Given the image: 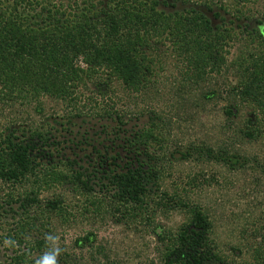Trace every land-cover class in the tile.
<instances>
[{"label": "rangeland", "instance_id": "374dc122", "mask_svg": "<svg viewBox=\"0 0 264 264\" xmlns=\"http://www.w3.org/2000/svg\"><path fill=\"white\" fill-rule=\"evenodd\" d=\"M63 1L38 0L34 7L53 9ZM159 1L160 12L196 10L229 31L223 44L227 65L220 74L187 75L172 46L155 40L148 54L154 75L139 92L105 70H88L82 61L74 65L83 69L84 82L70 99L31 98L0 87V141L12 131L20 136L37 130L60 143L46 149L59 157L58 166L40 158L36 178L15 186L0 181V264L11 254L8 237L23 212L19 207L34 191L42 212L34 208L28 216L37 220L30 236L47 242L56 264L64 254L72 264H165L167 245L192 221V210L208 217L209 244L225 264H264V117L238 95L245 69L264 61V0ZM155 117L161 120L155 131L160 143L134 154L126 143L149 130ZM247 132H253V140ZM209 151L219 160L209 158ZM220 153L232 162L225 164ZM119 155L124 161L146 157L148 170L156 172L142 206L118 202L115 190L100 180ZM70 161L97 173L92 194L62 181ZM55 202H61L59 211L50 213L47 205ZM90 236L93 245H77ZM34 258L39 263L41 253Z\"/></svg>", "mask_w": 264, "mask_h": 264}, {"label": "trees", "instance_id": "16d2710c", "mask_svg": "<svg viewBox=\"0 0 264 264\" xmlns=\"http://www.w3.org/2000/svg\"><path fill=\"white\" fill-rule=\"evenodd\" d=\"M63 2L53 9L40 6L43 8L38 11L34 7L40 5L38 0H0V87L31 98L70 99L79 83L84 82L83 69L74 65L82 61L88 70L94 73L105 70L129 90L139 92L154 75L155 65L148 54L154 49L155 40L172 46L186 64L187 75L201 79L207 73L220 74L227 65L223 44L230 37L229 31L223 30V26H213L205 13L192 10L168 15L159 11L162 6L159 0ZM214 16L219 19L218 14ZM243 76L239 98L259 109L264 117V61L256 60ZM226 115L233 117V110L227 109ZM157 120L160 118L153 119L149 130L132 135L126 143L128 149H135L131 152L148 151L160 143L155 133ZM249 124L253 125L250 120ZM23 132L17 136L18 131H12L0 141V181L5 184L21 185L30 176L36 178L40 158L59 165V157L56 159L52 152L46 151L60 146L54 135L37 130ZM245 135L249 140L254 138L253 132ZM207 155L219 160L212 151ZM218 156L225 164L232 162L225 153ZM133 157L125 161L120 155L112 157L109 174L104 175L105 170L98 173L104 175L100 180L107 181L115 190L113 197L118 202L142 206L152 179L158 177L153 169L145 170ZM119 158L121 164L116 163ZM102 162L100 166L105 169L106 162ZM67 165L70 173L63 174L62 181L92 194L97 186L94 182L99 179L97 173H88L78 161ZM92 166L97 169V165ZM60 203H49L47 209L50 213L57 212ZM40 206L35 191L22 202L19 210L23 212L8 237L12 251L2 264H39L35 252L41 253L40 260L46 256L44 251L51 253L45 240L30 236L37 228V220L29 221L30 213L34 208L42 209ZM191 212L192 221L167 245L165 264H225L209 244L208 217L201 210ZM262 240L264 245V236ZM161 241L166 243L164 238ZM86 243L93 245L91 236L77 241L78 246ZM68 260L64 254L60 262L72 264Z\"/></svg>", "mask_w": 264, "mask_h": 264}, {"label": "clouds", "instance_id": "9594fccd", "mask_svg": "<svg viewBox=\"0 0 264 264\" xmlns=\"http://www.w3.org/2000/svg\"><path fill=\"white\" fill-rule=\"evenodd\" d=\"M49 239H52V237H49ZM59 250H57L58 252ZM56 254L55 253H49L46 255L39 264H55Z\"/></svg>", "mask_w": 264, "mask_h": 264}, {"label": "flooded vegetation", "instance_id": "af4514ba", "mask_svg": "<svg viewBox=\"0 0 264 264\" xmlns=\"http://www.w3.org/2000/svg\"><path fill=\"white\" fill-rule=\"evenodd\" d=\"M133 158H134L135 161L137 160V161H139L140 164L144 165V166L146 167L145 170L148 169V167H147V165H146L147 163H145V161L147 162V158H146V157H143V158H142V157H140V156H138V157L135 156V157H133Z\"/></svg>", "mask_w": 264, "mask_h": 264}]
</instances>
